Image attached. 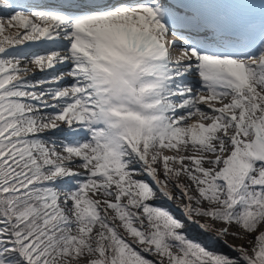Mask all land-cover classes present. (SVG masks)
<instances>
[{"label": "snow or ice", "instance_id": "6c2138e0", "mask_svg": "<svg viewBox=\"0 0 264 264\" xmlns=\"http://www.w3.org/2000/svg\"><path fill=\"white\" fill-rule=\"evenodd\" d=\"M0 264H264V0H0Z\"/></svg>", "mask_w": 264, "mask_h": 264}, {"label": "rangeland", "instance_id": "374dc122", "mask_svg": "<svg viewBox=\"0 0 264 264\" xmlns=\"http://www.w3.org/2000/svg\"><path fill=\"white\" fill-rule=\"evenodd\" d=\"M33 70L35 71V69H33ZM169 207L172 208V209H174V210H176L177 212L179 211V204H178L177 202H172V203H170V204H169ZM201 222H209V221H204V220H202ZM215 227H223V225L217 224V225H215ZM230 230H231V229H230ZM236 230H237V229H236ZM193 235H196V232H193ZM237 240H238V239H237ZM237 240H236V241H237ZM232 242H233V238L228 237V244L233 245Z\"/></svg>", "mask_w": 264, "mask_h": 264}, {"label": "bare ground", "instance_id": "6f19581e", "mask_svg": "<svg viewBox=\"0 0 264 264\" xmlns=\"http://www.w3.org/2000/svg\"><path fill=\"white\" fill-rule=\"evenodd\" d=\"M37 75H39V73H37ZM230 231H237V230L235 228H232ZM236 240L237 239H233V242H232L233 245H236V246H241V245L248 246L247 240H239V239L237 241Z\"/></svg>", "mask_w": 264, "mask_h": 264}]
</instances>
